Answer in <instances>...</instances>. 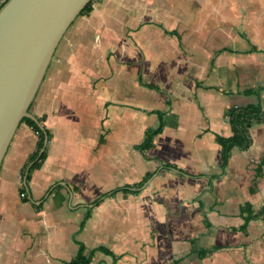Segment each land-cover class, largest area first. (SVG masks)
<instances>
[{
  "label": "crops",
  "instance_id": "1",
  "mask_svg": "<svg viewBox=\"0 0 264 264\" xmlns=\"http://www.w3.org/2000/svg\"><path fill=\"white\" fill-rule=\"evenodd\" d=\"M66 32L29 108L46 158L26 180L22 122L0 164V264H62L74 237L115 255L90 264H264V121L224 168L215 141L229 107L264 111V0H97Z\"/></svg>",
  "mask_w": 264,
  "mask_h": 264
},
{
  "label": "water",
  "instance_id": "2",
  "mask_svg": "<svg viewBox=\"0 0 264 264\" xmlns=\"http://www.w3.org/2000/svg\"><path fill=\"white\" fill-rule=\"evenodd\" d=\"M90 0H6L0 6V164L62 36ZM47 137L40 151L45 148Z\"/></svg>",
  "mask_w": 264,
  "mask_h": 264
},
{
  "label": "trees",
  "instance_id": "3",
  "mask_svg": "<svg viewBox=\"0 0 264 264\" xmlns=\"http://www.w3.org/2000/svg\"><path fill=\"white\" fill-rule=\"evenodd\" d=\"M95 0H90L80 11L79 15H87L92 10V6ZM78 15V16H79ZM256 92L255 90H248V92ZM159 122L158 125L154 128L146 129L143 139L140 143H138L136 148L140 150H144L150 148L153 145L154 137L159 134L164 126V119L163 113L158 112ZM224 118L228 123L231 134L228 136L215 134V141L220 146V166L224 168L228 162L230 157L231 150L234 147L246 148L250 144V134L249 129L250 127L257 122L264 121V111L261 109L259 104H248L245 106H232L229 107L224 112ZM38 121H41V118H38ZM25 122L28 124L38 135V148L37 150L29 157L28 162H32L29 166L27 173L24 174V178L26 180L29 179L30 172L38 168L41 163L46 158V149L44 148L42 151L40 149L43 146L45 136L49 139V131L47 129H41L38 124L28 117H24L21 119L20 123ZM152 175V173H146L144 177L132 184V185H123L121 187H116L112 189L109 193L111 195L115 194L118 191L122 192H138V188L142 186V184ZM134 187L135 189H131ZM108 194V192L103 193L98 199H95L92 204H98L101 197H104ZM260 214H264V200L262 203V207L260 210ZM90 216V208L87 209L86 214L84 215L83 219L79 224V228L77 232H80L86 220ZM243 224L239 227H233L232 230L234 231H245L247 227V223L250 219L254 218L253 215H244ZM74 242L77 245L76 253L73 257H71L68 261L63 262L62 264H90L95 252L100 251L105 254L115 256L107 247L103 245H99L96 247L88 248L83 242L77 240L74 237ZM202 252V251H201ZM175 264V263H174Z\"/></svg>",
  "mask_w": 264,
  "mask_h": 264
},
{
  "label": "built area",
  "instance_id": "4",
  "mask_svg": "<svg viewBox=\"0 0 264 264\" xmlns=\"http://www.w3.org/2000/svg\"><path fill=\"white\" fill-rule=\"evenodd\" d=\"M20 179H22V176H20ZM20 197H25V193L24 192H20Z\"/></svg>",
  "mask_w": 264,
  "mask_h": 264
},
{
  "label": "rangeland",
  "instance_id": "5",
  "mask_svg": "<svg viewBox=\"0 0 264 264\" xmlns=\"http://www.w3.org/2000/svg\"><path fill=\"white\" fill-rule=\"evenodd\" d=\"M95 1H97V0H95ZM66 33H68V32H65L64 35H65ZM64 35H63V36H64Z\"/></svg>",
  "mask_w": 264,
  "mask_h": 264
}]
</instances>
